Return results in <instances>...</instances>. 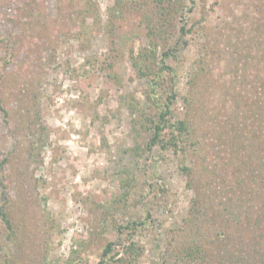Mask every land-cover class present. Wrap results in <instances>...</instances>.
Wrapping results in <instances>:
<instances>
[{"label": "rangeland", "instance_id": "obj_1", "mask_svg": "<svg viewBox=\"0 0 264 264\" xmlns=\"http://www.w3.org/2000/svg\"><path fill=\"white\" fill-rule=\"evenodd\" d=\"M260 57L264 0H0V264H264Z\"/></svg>", "mask_w": 264, "mask_h": 264}, {"label": "trees", "instance_id": "obj_2", "mask_svg": "<svg viewBox=\"0 0 264 264\" xmlns=\"http://www.w3.org/2000/svg\"><path fill=\"white\" fill-rule=\"evenodd\" d=\"M248 63V62H247ZM261 64V66H263V69H264V58H259L257 60V64L256 66H258V64ZM164 66L163 67H160L158 70L159 72H163V71H168L170 69V67L167 65V64H163ZM258 67H257V71H258ZM258 82V86H260V81H257ZM262 82H263V90H264V74H262ZM174 90L171 89L169 91L168 94L165 95V104H164V108L165 110H162L159 112V114H154V115H151V118L149 117L148 119V123H149V127H148V133H149V139H148V146L151 147L153 145H155L156 143L158 142H161V136H162V132L164 131V129L166 128H170L172 129L171 132H169V139H167L165 143H170L171 144H175L174 142V138L176 139V137H179L182 132H187V120L186 119H178V120H175V121H170L171 118L169 117V114H170V99L174 96ZM0 107H1V99H0ZM258 110H256V113H258L256 115V113H252V116H258V118H262L261 121L259 123V126L257 127H261L262 130L264 129V105H261L260 103L258 104V106L256 107ZM249 117V114L247 115ZM251 116V117H252ZM247 117V118H248ZM255 118V117H253ZM253 122L251 121V124ZM234 129V127H233ZM178 134V135H177ZM235 132H233V135L229 136L228 138H231V141L233 143V141L235 140ZM254 138L258 139L259 137H261V141H259V144L264 146L263 143H264V133L262 134V136L260 135H254L253 136ZM173 141V142H172ZM263 157H261V159H259V161L262 160ZM260 164V162H259ZM258 167V166H257ZM189 169V168H188ZM249 171V170H248ZM242 173V172H240ZM251 175V174H250ZM253 175V174H252ZM241 176L244 177L243 173L241 174ZM236 181H241L240 178H237ZM0 217L1 219L4 221L5 225L10 228L11 227V223H10V220H9V217L6 215V212L5 210L3 209V207H0ZM111 249V246L110 244H107L105 250H104V253H107L108 251H110ZM96 264H103V262L101 261H98Z\"/></svg>", "mask_w": 264, "mask_h": 264}]
</instances>
